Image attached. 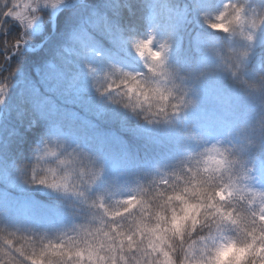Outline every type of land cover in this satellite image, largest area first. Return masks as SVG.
<instances>
[{"label":"clouds","instance_id":"1","mask_svg":"<svg viewBox=\"0 0 264 264\" xmlns=\"http://www.w3.org/2000/svg\"><path fill=\"white\" fill-rule=\"evenodd\" d=\"M0 264H264V0H0Z\"/></svg>","mask_w":264,"mask_h":264}]
</instances>
